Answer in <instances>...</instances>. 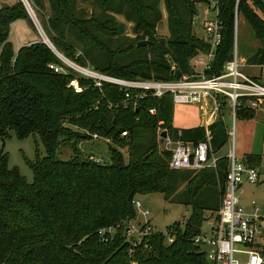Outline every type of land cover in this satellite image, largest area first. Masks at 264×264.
I'll use <instances>...</instances> for the list:
<instances>
[{"label": "trees", "instance_id": "trees-1", "mask_svg": "<svg viewBox=\"0 0 264 264\" xmlns=\"http://www.w3.org/2000/svg\"><path fill=\"white\" fill-rule=\"evenodd\" d=\"M48 2L50 16L43 28L55 48L75 64L107 76L179 80L193 75V59L210 50L193 30L197 5L204 0ZM35 3L45 8L44 0ZM162 6L167 13V37L157 29L163 20ZM236 15L246 19L259 42L247 63L264 72V5L260 0H219L222 43L208 75H219L233 58ZM119 16L132 26L133 37L125 35ZM17 20L32 23L23 3L3 4L0 138L8 139L12 133L21 140L38 136L46 156L28 162L34 175L29 183L9 166V155L0 148V264H212L194 240L204 222L213 216L218 219L225 193L229 160L216 156L229 139L222 118L208 127L175 128L172 95L137 99L133 91L126 101L123 89L110 83L97 88L94 80L66 68L43 42L24 47L15 56L9 35L10 25ZM140 41L151 43L138 47ZM50 65L65 72L57 73ZM74 79L82 92L70 86ZM248 110L238 115L243 117ZM124 131L127 137H122ZM161 131L174 141L193 144L205 141L209 132V159L216 156L215 166L172 170L171 152L159 149ZM92 134L111 141L108 164L99 165L89 157L59 158L61 138L78 144L92 140ZM122 149H127V159ZM244 162L255 167L261 157L245 155ZM155 194L190 207V217L186 224L166 229L174 236L173 243L158 232L131 256L125 224L136 217L133 202L137 196Z\"/></svg>", "mask_w": 264, "mask_h": 264}, {"label": "built area", "instance_id": "built-area-1", "mask_svg": "<svg viewBox=\"0 0 264 264\" xmlns=\"http://www.w3.org/2000/svg\"><path fill=\"white\" fill-rule=\"evenodd\" d=\"M264 5V0H260ZM24 5L31 8L28 0H24ZM209 10L215 14L214 19L204 21L205 41L209 44L210 50L193 59L192 66L195 71L193 75L184 76L179 80L159 81V80H126L101 74L93 69L80 68V75L95 81L97 88H101L103 83H110L118 86L125 91L126 101L132 98L131 93L136 91L135 98L143 99L147 96L162 98L165 95H172L175 106L194 105L211 100L214 103L212 110V120L223 115V109L227 108L230 116L233 117L234 130L229 136L235 135V120L240 111L245 108L259 109L264 104V80L260 76H250L243 72V62L238 55L237 42L233 50V58L227 61L219 75H208L213 70V62L216 52L222 43V26L218 18L219 0H208ZM238 15H236L237 20ZM60 55L61 60L63 56ZM65 60V59H64ZM55 72H64V69L55 65H50ZM71 87L75 92H82L78 80L74 79ZM154 113V111H151ZM128 131L122 132V137H127ZM93 141L104 140L111 143L109 139L101 138L97 134H92ZM210 140L209 132L206 140L198 144L174 141L167 133L165 139H161L164 148L172 149L169 166L172 170L199 171L207 167L215 166L216 158L210 160ZM90 160L99 164L106 165L110 160L101 156L91 154ZM229 166L226 179L225 193L219 211L218 220L210 229V233L202 232L195 238V243L206 250V256L212 264H264L262 245L258 240L264 239V231L259 227L258 210L254 214H249L241 205L238 197L239 190L245 183L256 184L260 181V174L254 166L246 164L237 159L234 151L228 155ZM135 211L145 219L137 224H127L125 235L131 244L130 255L135 252V248L149 236L159 231L149 220L150 212L143 208L138 200L133 202ZM137 220V219H136ZM112 231V230H111ZM167 236V242L173 243L174 236L161 232ZM130 237V238H128ZM105 240V239H104ZM106 241V240H105ZM242 246V247H239ZM137 264V263H132Z\"/></svg>", "mask_w": 264, "mask_h": 264}, {"label": "rangeland", "instance_id": "rangeland-1", "mask_svg": "<svg viewBox=\"0 0 264 264\" xmlns=\"http://www.w3.org/2000/svg\"><path fill=\"white\" fill-rule=\"evenodd\" d=\"M0 1L3 3L6 2L7 4L6 0L5 2L3 0ZM18 1L22 3L24 2V0ZM28 1L31 5V8L28 6L26 7L24 3L23 7L28 13L32 23L26 20H17L10 25L9 42L12 45L14 55L17 56L24 47L43 42L45 38L48 39L50 43V45H46L49 46L57 58L61 60L60 55L62 54L55 48L49 39L47 32H45V29L43 28L44 19L46 20L50 16V4L48 0H44L45 8L43 10L39 9L40 7H37L38 4L35 3V0ZM13 4V2L8 0V5ZM1 7L2 6L0 4V8ZM162 10L163 20L159 23L157 29L160 36L167 37L169 35L167 13L163 6ZM197 10L198 13L194 18L193 30L199 38L204 39L206 37V33L204 31V21L207 19H214L215 14L209 10L207 3L198 4ZM117 20L118 22L125 25V35L133 37L132 26L126 22L123 17L119 16L117 17ZM234 42H237L238 44V55L244 64L242 66L243 72L250 76H260L262 73L261 69L258 66H252L247 63V61L251 59L258 49L259 42L254 37L252 30L243 16H238L237 20L235 21ZM62 56L65 60L63 59L61 61L65 64L66 68H71L78 74L81 73L80 68L76 66L74 62L66 58L64 55ZM262 77L264 80V73L262 74ZM200 106L201 103L194 104L191 107L175 106L173 125H183L192 121L197 115V111H202L199 109ZM196 108H198V110ZM219 117H221L224 121L228 134L233 132L234 121L233 117L228 113L227 108L223 109V115ZM71 129L76 132L78 131V129L75 127H71ZM162 132L163 131L160 132V135ZM160 135L159 149L172 153L171 150L174 149L175 146L171 145L169 147L171 150H166L161 141L163 138H161ZM110 146L111 144L105 142L104 140H88L79 142L77 144L75 143L74 139L70 140L69 138L63 137L59 142L58 156L62 160L69 161L75 157L85 159V157L95 154L109 160L111 156ZM0 148H2L9 155V166L11 168L18 169L20 174L25 177L29 183H32L34 180V175L28 162H34L36 161L37 157L44 158L46 156V151L38 136L31 135L28 138L21 140L18 139L14 133H12L11 137L8 139L2 140L0 138ZM75 149H77V152ZM233 151L237 159L240 161H244V156L250 154L259 155L261 157V162L255 166L258 173L260 174V181L256 184H244L239 190L238 197L240 199L241 205L249 214L253 215L255 210H258V217L261 218L258 221V225L264 231V106H261L259 109L248 110L246 114H243V117L240 114L237 116L235 120L234 137L229 136L227 144L218 154H216V156L228 157L229 153ZM121 152L127 159V149H122ZM216 156H214L213 159H215ZM136 200L140 201L143 208L150 212L149 220L159 232H165L168 227L175 224H186L191 214L190 207L170 203L160 194L137 196ZM217 220V216L209 218L206 222H204L202 232L210 233V229L217 222ZM139 221L144 222L145 219L142 218L140 213H138V215L136 213L135 219L128 221L125 225H134ZM258 243L261 244L262 248L264 249V239H259ZM244 263L245 260L242 258V264Z\"/></svg>", "mask_w": 264, "mask_h": 264}, {"label": "crops", "instance_id": "crops-1", "mask_svg": "<svg viewBox=\"0 0 264 264\" xmlns=\"http://www.w3.org/2000/svg\"><path fill=\"white\" fill-rule=\"evenodd\" d=\"M5 2V0H3ZM7 4H8V0ZM11 2H13L14 4L16 2H18V0H10ZM1 6H3V4H6L0 1ZM262 72V71H261ZM200 104V103H199ZM193 105H186V107H191ZM264 106V104H263ZM214 107V103L213 101L207 99L204 100L203 102H201V106L199 109H201L202 111L198 112L197 111V115L195 116V118H193L192 121H190L189 123L183 124V125H173L175 128H179V129H185V128H193V127H198V126H204V127H208L209 125H211L214 120H212V110ZM198 110V108H196ZM246 184V183H245Z\"/></svg>", "mask_w": 264, "mask_h": 264}, {"label": "water", "instance_id": "water-1", "mask_svg": "<svg viewBox=\"0 0 264 264\" xmlns=\"http://www.w3.org/2000/svg\"><path fill=\"white\" fill-rule=\"evenodd\" d=\"M208 2V0H204V3H207ZM43 43H45V44H49L50 45V43H49V40L48 39H45L44 38V40H43ZM150 43L151 42H149V41H140L139 43H138V47H147V46H149L150 45ZM161 138H166L167 137V132L166 131H163L162 133H161Z\"/></svg>", "mask_w": 264, "mask_h": 264}]
</instances>
